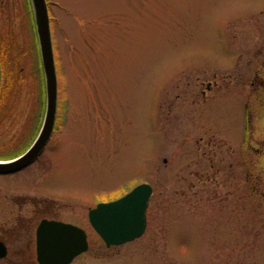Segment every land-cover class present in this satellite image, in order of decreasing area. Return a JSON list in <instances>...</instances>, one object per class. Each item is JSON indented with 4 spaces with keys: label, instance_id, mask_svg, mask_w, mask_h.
<instances>
[{
    "label": "rangeland",
    "instance_id": "obj_1",
    "mask_svg": "<svg viewBox=\"0 0 264 264\" xmlns=\"http://www.w3.org/2000/svg\"><path fill=\"white\" fill-rule=\"evenodd\" d=\"M47 2L57 129L41 161L0 175V264L36 259L22 217L43 201L88 234L72 264H264V0ZM0 67L7 160L46 108L29 0H0ZM141 183L144 235L106 248L90 209Z\"/></svg>",
    "mask_w": 264,
    "mask_h": 264
},
{
    "label": "water",
    "instance_id": "obj_2",
    "mask_svg": "<svg viewBox=\"0 0 264 264\" xmlns=\"http://www.w3.org/2000/svg\"><path fill=\"white\" fill-rule=\"evenodd\" d=\"M35 21L46 88V111L38 137L22 155L0 161V174L19 172L31 165L51 139L58 103V81L52 43L50 17L46 0H30ZM1 84V67H0ZM153 188L146 183L136 186L125 196L100 203L90 210L89 221L106 247L123 245L141 237L147 226V209ZM87 233L72 224L44 220L37 230V261L39 264H70L88 251ZM7 255L0 242V259Z\"/></svg>",
    "mask_w": 264,
    "mask_h": 264
},
{
    "label": "flooded vegetation",
    "instance_id": "obj_3",
    "mask_svg": "<svg viewBox=\"0 0 264 264\" xmlns=\"http://www.w3.org/2000/svg\"><path fill=\"white\" fill-rule=\"evenodd\" d=\"M48 11H49V3H48ZM51 19V18H50ZM51 22H52V20H51ZM52 39H55L54 38V33L52 32ZM53 46H54V43H53ZM208 89H209V87H208ZM35 123L36 122H33L32 124H34L35 125ZM57 124L55 123V127H54V129L56 130L57 129V126H56ZM54 130V131H55ZM35 137V136H34ZM33 137V138H34ZM31 139V138H30ZM52 139V138H51ZM245 139V138H244ZM50 142V141H49ZM49 144V143H48ZM48 144H47V146L44 148V150L42 151V153H41V155L39 156V158L32 164V165H34L35 163H37L38 161H41L40 159H41V157L44 155V152L46 151V149H47V147H48ZM29 146H30V144H29ZM6 153H0V155H5ZM16 155H19L18 153L16 154ZM32 165H30L29 167H31ZM29 167H27V168H29ZM27 168H25V169H27ZM24 169V170H25ZM24 170H22V171H24ZM22 171H20V172H22ZM20 172H17V173H14V174H18V173H20ZM14 174H7V175H14ZM2 175H4V174H2ZM51 204H52V202L50 201V202H45V201H43V202H40V204H38V205H33V218H31L30 217V219H29V217H22V223L25 225V222H27L28 223V225L26 226H24V228L27 230H29L30 229V227H31V225H32V223L34 222V235H35V243H34V246H35V252H36V247H37V230H38V227L40 226V224H41V222L42 221H44V220H48V221H56V222H61V223H69L70 224V222H66V221H63V220H59V219H55L54 217H46L45 215H49V212H50V210H53V209H55V208H53L52 206H51ZM20 219V218H19ZM18 219V220H19ZM27 220H29V222L27 221ZM33 220V221H32ZM20 226V225H19ZM23 227H21L20 226V228L19 229H24ZM6 230V228L4 227L2 230ZM6 234V233H5ZM139 239V238H138ZM137 240V239H136ZM135 241V240H134ZM0 242H3V244L6 246V248H7V252H8V254H9V246H8V244H7V242L5 241V239H2V238H0ZM130 243V242H129ZM126 244H128V243H126ZM126 244H124V245H126ZM123 246V245H122ZM117 247H121V246H113V247H111V248H117ZM108 249H110V248H108ZM8 256V255H7ZM80 257V256H79ZM76 259H78V257L76 258ZM75 259V260H76ZM74 260V261H75ZM73 261V262H74ZM23 263V262H22ZM25 263H29V264H38V262H37V259H34L33 261H31V262H25Z\"/></svg>",
    "mask_w": 264,
    "mask_h": 264
},
{
    "label": "trees",
    "instance_id": "obj_4",
    "mask_svg": "<svg viewBox=\"0 0 264 264\" xmlns=\"http://www.w3.org/2000/svg\"><path fill=\"white\" fill-rule=\"evenodd\" d=\"M36 122H38V118H36Z\"/></svg>",
    "mask_w": 264,
    "mask_h": 264
}]
</instances>
